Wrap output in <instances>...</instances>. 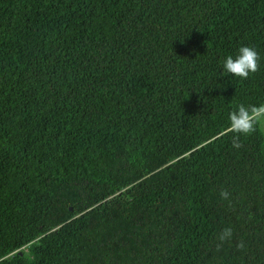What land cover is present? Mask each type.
Returning <instances> with one entry per match:
<instances>
[{
    "label": "trees",
    "instance_id": "1",
    "mask_svg": "<svg viewBox=\"0 0 264 264\" xmlns=\"http://www.w3.org/2000/svg\"><path fill=\"white\" fill-rule=\"evenodd\" d=\"M262 103L264 0H0V264H264Z\"/></svg>",
    "mask_w": 264,
    "mask_h": 264
},
{
    "label": "clouds",
    "instance_id": "2",
    "mask_svg": "<svg viewBox=\"0 0 264 264\" xmlns=\"http://www.w3.org/2000/svg\"><path fill=\"white\" fill-rule=\"evenodd\" d=\"M259 54L250 46H242L239 48L235 57L229 55L223 63V70L226 76L248 79L250 74H254L259 70ZM264 121V103L259 105H239L238 108L229 113V126L225 130L233 135V147L241 148L239 137L249 136L256 131V125ZM226 191L221 192V197L228 198ZM232 236L231 228H225L219 236L221 242L227 241ZM239 248H243V242L238 244ZM219 248V245H218Z\"/></svg>",
    "mask_w": 264,
    "mask_h": 264
}]
</instances>
